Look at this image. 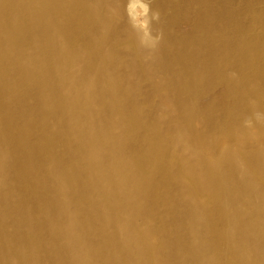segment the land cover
<instances>
[{"label": "bare ground", "instance_id": "obj_1", "mask_svg": "<svg viewBox=\"0 0 264 264\" xmlns=\"http://www.w3.org/2000/svg\"><path fill=\"white\" fill-rule=\"evenodd\" d=\"M0 264H264V0H0Z\"/></svg>", "mask_w": 264, "mask_h": 264}, {"label": "rangeland", "instance_id": "obj_2", "mask_svg": "<svg viewBox=\"0 0 264 264\" xmlns=\"http://www.w3.org/2000/svg\"><path fill=\"white\" fill-rule=\"evenodd\" d=\"M139 10L142 12V14H141L142 16H145L147 14V12L146 11H143V9L139 8Z\"/></svg>", "mask_w": 264, "mask_h": 264}]
</instances>
